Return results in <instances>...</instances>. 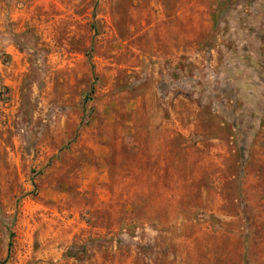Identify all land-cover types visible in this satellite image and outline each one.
<instances>
[{"label":"rangeland","instance_id":"rangeland-1","mask_svg":"<svg viewBox=\"0 0 264 264\" xmlns=\"http://www.w3.org/2000/svg\"><path fill=\"white\" fill-rule=\"evenodd\" d=\"M0 264H264V0H0Z\"/></svg>","mask_w":264,"mask_h":264}]
</instances>
